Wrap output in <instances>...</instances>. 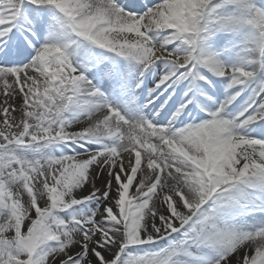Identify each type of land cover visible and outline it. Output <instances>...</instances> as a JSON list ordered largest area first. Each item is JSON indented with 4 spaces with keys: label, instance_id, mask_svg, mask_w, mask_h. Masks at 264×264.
Listing matches in <instances>:
<instances>
[{
    "label": "snow or ice",
    "instance_id": "6c2138e0",
    "mask_svg": "<svg viewBox=\"0 0 264 264\" xmlns=\"http://www.w3.org/2000/svg\"><path fill=\"white\" fill-rule=\"evenodd\" d=\"M0 264H264V0H0Z\"/></svg>",
    "mask_w": 264,
    "mask_h": 264
},
{
    "label": "bare ground",
    "instance_id": "6f19581e",
    "mask_svg": "<svg viewBox=\"0 0 264 264\" xmlns=\"http://www.w3.org/2000/svg\"><path fill=\"white\" fill-rule=\"evenodd\" d=\"M98 186H99V184H98Z\"/></svg>",
    "mask_w": 264,
    "mask_h": 264
}]
</instances>
